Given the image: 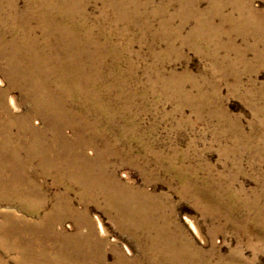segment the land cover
Here are the masks:
<instances>
[{"label": "rangeland", "instance_id": "rangeland-1", "mask_svg": "<svg viewBox=\"0 0 264 264\" xmlns=\"http://www.w3.org/2000/svg\"><path fill=\"white\" fill-rule=\"evenodd\" d=\"M7 1L0 0L2 17L42 14L34 0ZM68 1L72 11L87 14L91 27L98 25L95 34L104 30L97 41L101 48L82 44L58 48L61 42L54 44L55 34L49 47L38 44L33 54L28 53L30 57L41 53L40 62L48 63L53 80L44 79L45 92L63 104L64 116L49 118L38 111L30 79L23 82L4 74L1 68L6 63L0 59V133L15 138L3 146L6 154L0 157V180L8 197L0 203V220L1 213L8 215L4 242L9 250L0 252V263L168 264L166 258L173 255L153 251L158 246L153 235L116 221L102 187L108 178L130 191L144 188L164 204L173 221L166 225L173 233L172 246L191 252L187 258L178 257L181 263L174 258L175 264H264V0ZM193 3L198 11L211 14L182 10L189 11ZM206 18L213 26L210 30L219 29L221 35L205 46L194 40L185 43L198 20ZM39 23L38 19L32 23L38 39L46 34ZM75 32L68 35L80 34ZM19 34L10 33L7 40ZM107 37L112 45L104 46ZM76 38L84 42L81 34ZM70 50L82 71L76 82L78 94L74 91L77 100L56 78L70 69L72 61L65 58L72 55ZM21 52L20 56H29ZM55 53L67 61L55 60ZM32 60L21 65L40 76L43 66L33 61L31 67ZM66 78L71 81L74 76ZM6 99L15 100L21 109L13 110ZM26 117H31L25 123L36 129L39 142L23 131L20 122ZM16 120L18 125L11 123ZM48 141L67 145L69 165L52 156L39 159V143L46 146ZM87 159L98 161L96 170L80 166ZM37 202H42V210L33 216L26 205ZM54 217L57 223L50 230L47 223ZM40 243L46 247L45 255H39ZM25 249L26 254H20Z\"/></svg>", "mask_w": 264, "mask_h": 264}, {"label": "bare ground", "instance_id": "bare-ground-1", "mask_svg": "<svg viewBox=\"0 0 264 264\" xmlns=\"http://www.w3.org/2000/svg\"><path fill=\"white\" fill-rule=\"evenodd\" d=\"M9 1V0H8ZM7 1V2H8ZM36 3L39 4L40 6V10L42 12V14H35L37 15V17L35 18L33 15H20L22 18H20L18 16V14H6V17L5 14L4 16L2 17V14H0V47H2L1 49V52H0V59L5 61V65L6 67H2V72L5 74V73H8V75H12L15 76L16 78H18V81H23L26 80V79H30V84L28 83V85L30 86V88L33 89V100H34V103L35 106L37 107L38 106V111L42 112V113H47L48 114V117L50 115H53L54 117L53 118H59L60 116H64L65 114V108H63V104H61V102H59V99H57L51 92H45V89L44 88V79H52V75L51 74V70H49V65L47 66L48 63H46V65H44L43 63L40 62L39 60V56H42L41 53H38L36 54L35 56L33 55L32 57L31 54L34 53V48L38 45V44H44L45 47H49L50 45H48V43L51 41V38L54 37L55 34H60V35H56L55 39L53 40L54 41V44L58 43V42H61L57 44V47L58 48H67L68 50V47H72V48H69V49H73V48H77V46L79 47V45H83L84 47H88V46H93L94 48V45L97 46V49L101 48V45H98L97 41H98V36L102 35L104 30L102 31H99L97 32V34H95L94 31V28L97 27L95 25V27H91L89 25V20H88V16L87 14H80L78 12V14L76 13L75 10L72 11V8L70 9V5L69 4V1L67 2V0H61L62 4L57 2V1H60V0H34ZM13 2V0H12ZM33 2V1H32ZM121 2V1H120ZM195 2V1H194ZM11 3V2H10ZM111 3V2H110ZM153 3V1H152ZM224 3V2H223ZM119 4V3H118ZM126 4V3H125ZM137 4V3H136ZM148 4V3H146ZM236 4V3H235ZM9 5V4H8ZM74 5V4H72ZM122 5V4H120ZM168 5V4H167ZM182 5V3H181ZM77 6V5H76ZM150 6V5H149ZM9 7V6H8ZM126 7V6H125ZM189 7V6H188ZM198 7V4L197 3H193V5L191 6V9L188 11L187 7L186 8H183L182 10H186V13L187 14H211V11H208V13H203V12H200V10L198 11L197 9ZM122 9H124L123 6H121ZM238 8V7H237ZM9 9V8H8ZM14 9V7H13ZM148 9V8H147ZM165 9V8H163ZM247 9V8H246ZM6 10V9H5ZM11 10V9H10ZM180 10V12L182 11ZM241 10V9H240ZM2 11V10H1ZM79 11V10H78ZM202 11V10H201ZM158 12V11H157ZM183 12V11H182ZM181 12V13H182ZM241 12V11H240ZM12 13V11H11ZM137 13V11H136ZM152 13V12H151ZM178 13V12H177ZM222 13V12H221ZM126 14V13H125ZM160 14V13H159ZM164 14V13H163ZM166 14V13H165ZM183 14V13H182ZM251 14V13H250ZM183 16V15H182ZM131 17V16H130ZM153 18V17H152ZM155 18V17H154ZM172 18V17H171ZM211 18V17H210ZM36 19H38V22L39 25L37 26L38 28L41 29V31H45L43 34L44 37H41V38H37L36 36H34V33H33V21ZM118 19H120L118 17ZM204 19V17H203ZM107 20V19H106ZM110 20V19H109ZM115 20V19H114ZM113 20V21H114ZM170 20V19H169ZM187 20V19H186ZM108 21V20H107ZM125 21V20H124ZM130 21V20H129ZM165 21V20H164ZM163 21V22H164ZM184 21V20H183ZM173 22V21H172ZM188 22V20H187ZM246 22V21H245ZM135 23V22H134ZM251 23V22H250ZM38 24V23H37ZM105 24V23H103ZM114 24V23H113ZM112 24V25H113ZM133 24V23H132ZM138 24V23H137ZM117 25V24H116ZM128 25V24H127ZM101 26V24H100ZM148 26V25H147ZM184 26V25H183ZM194 27V26H193ZM213 28V26L211 25V22L208 18H206V20L204 21H201L200 19L198 20V22L196 23V26L195 28L193 29L192 32H190L189 34V37L187 38H184V42L185 43H189L190 41L194 40L197 41V42H202L203 43V46L205 45H209L211 44L213 38H215V36H219L221 35L220 33V30L219 29H212L210 30V28ZM220 27V26H219ZM244 27V26H243ZM36 28V27H35ZM172 28V26H171ZM183 28V27H182ZM180 28V30L182 29ZM207 28H209L210 32L207 31ZM96 29V28H95ZM168 29V28H167ZM166 29V30H167ZM174 29V28H173ZM71 30H76V34L77 33H80L81 36H83L82 39H84V42L83 43H80L79 39H77L76 37L80 34H78L77 36H75V34H72V35H68L69 33L71 34ZM148 30V29H147ZM169 30V29H168ZM37 31V30H36ZM35 31V33H36ZM174 31V30H173ZM179 31V30H178ZM262 31V30H260ZM22 33V35H18V36H15L14 38L12 39H8L7 40V36H9L10 33ZM69 32V33H68ZM149 32V31H148ZM207 32H209L207 34ZM263 32V31H262ZM110 34V32H108ZM151 33V32H150ZM153 33V32H152ZM249 33V32H248ZM42 34V36H43ZM156 34V33H155ZM39 35V34H38ZM114 35V34H113ZM246 36V35H245ZM258 36V35H257ZM12 37V36H11ZM89 37V39H88ZM102 37V36H101ZM263 37V36H262ZM108 38V41L104 42V46H108V43L110 42V39L109 37ZM180 39V38H179ZM102 40V39H101ZM105 41V40H104ZM143 41V40H141ZM183 41H181L183 43ZM220 41V40H219ZM261 41V40H260ZM214 42V41H213ZM103 43V42H102ZM192 43V42H191ZM52 44V43H51ZM132 44V43H131ZM184 44V43H183ZM6 45H8L9 47H7ZM43 45V46H44ZM110 45H112V43L110 42ZM115 45V44H114ZM61 46V47H60ZM103 46V47H104ZM13 47H15V51L13 50ZM19 47H22V48H19ZM24 47L26 49H24ZM53 47V46H52ZM55 47V46H54ZM82 46H80L81 48ZM111 47V46H110ZM116 47V46H115ZM8 48H11V53L9 52L10 50ZM37 48V47H36ZM41 48V47H40ZM57 48V49H58ZM89 48V47H88ZM87 48V49H88ZM106 48V47H105ZM175 48V47H174ZM38 49V48H37ZM52 49V48H51ZM111 49V48H109ZM116 49V48H115ZM114 49V53L116 50ZM120 49V48H119ZM22 50L21 53H23V51H25L27 54L31 52V54H28L29 56L27 57V55L25 54V56H20L19 55V51ZM54 50V48L52 49ZM56 50V49H55ZM113 50V49H112ZM123 50V49H122ZM58 51V50H57ZM60 51V50H59ZM63 51V50H62ZM76 51V50H75ZM78 51V50H77ZM92 51V50H91ZM101 51V50H100ZM107 51V50H106ZM43 52V51H42ZM48 52V51H47ZM96 52V51H95ZM111 52V51H110ZM118 52V51H117ZM75 52H71L70 50V54H74ZM83 53V52H82ZM89 53V52H88ZM98 53V51H97ZM158 53V52H157ZM53 54V53H52ZM77 54V53H76ZM91 54V53H90ZM101 54V53H100ZM100 54L97 55V60H99L100 62L101 59H102V55L100 57ZM107 54V53H106ZM110 54V53H109ZM50 55V54H49ZM61 54H58V53H55V55H53V58L55 60H57L58 58H64L63 56H60ZM65 55V54H64ZM72 55H68L67 54V57L65 56L66 59H70L72 62H71V66L69 67L70 69L66 72V71H60L59 73V76H56V78H61V81H60V84H62L61 86H63V88H70V94L73 98L76 99V95L74 93V91H76L78 88L76 87V82H77V78L80 76V73L82 71L80 66L77 65V56L74 54V56ZM104 55V54H103ZM122 55V54H121ZM76 56V57H75ZM78 56H82L81 54L79 55L78 53ZM105 56V55H104ZM109 56V55H108ZM119 56V55H118ZM116 56V57H118ZM168 56V55H167ZM79 57V58H80ZM89 57V56H88ZM92 57V56H91ZM90 57V58H91ZM34 59L32 60L31 63L32 66L31 67H34L35 63H40L42 64V69H41V73L39 74L40 76H38V73H35L32 74L31 70L32 69H27L29 71H26L25 68L21 65L22 62H25L26 60L28 59ZM38 58V59H37ZM44 58V57H43ZM65 58H64V61H65ZM84 58V57H83ZM131 58V57H130ZM75 59H77L76 61V64L73 62ZM89 59V58H88ZM35 63H34V62ZM43 61V60H42ZM52 61V60H51ZM54 61V60H53ZM67 61V60H66ZM65 61V62H66ZM117 62V61H116ZM26 63V62H25ZM51 63V62H50ZM62 63V62H61ZM64 63V62H63ZM30 64V63H29ZM52 65V64H51ZM50 65V66H51ZM59 65V64H58ZM62 65V64H61ZM64 65V64H63ZM116 65V63H115ZM53 66V65H52ZM118 66V65H117ZM40 67V66H39ZM39 67H35L36 69L39 68ZM55 67V66H54ZM53 67V68H54ZM57 67V66H56ZM27 68V67H26ZM52 68V69H53ZM60 69V68H59ZM58 69V70H59ZM65 69V68H64ZM80 69V70H79ZM34 70V69H33ZM38 70V69H37ZM36 70V71H37ZM108 70V69H107ZM119 70V69H118ZM35 71V70H34ZM56 71V70H54ZM97 71V70H96ZM95 71V73H96ZM158 71V70H157ZM59 72V71H58ZM100 73V71H99ZM101 74V73H100ZM58 75V74H57ZM72 75L74 76V78L68 80V78H66L67 76H71ZM120 75V74H119ZM43 76H47V77H43ZM121 76V75H120ZM130 76V75H129ZM102 77V75H101ZM178 77V76H177ZM55 78V77H54ZM55 78V80H56ZM37 80H39L38 82H36ZM53 80V79H52ZM75 82H73V81ZM79 80V79H78ZM84 80V79H83ZM163 80V79H162ZM169 80V79H168ZM12 81V80H11ZM27 80V82H29ZM50 81V80H49ZM6 82V81H5ZM24 82V81H23ZM40 82V83H39ZM46 82V81H45ZM9 83H12V82H9ZM3 84V80L2 78H0V85ZM26 84V83H25ZM51 84V83H50ZM170 84V83H169ZM17 85V84H16ZM20 86V85H19ZM27 86V85H25ZM49 86V85H48ZM80 86V84H79ZM182 86V85H181ZM16 87V86H15ZM59 87V86H58ZM81 87V86H80ZM3 88V87H2ZM11 88V87H10ZM49 88V87H48ZM77 88V89H75ZM12 89V88H11ZM178 89V88H177ZM3 90V89H2ZM28 90V89H27ZM26 90V91H27ZM38 90V92H37ZM85 90V89H84ZM1 91V90H0ZM25 91V90H23ZM30 91V89H29ZM5 92V91H4ZM77 94H78V91H76ZM82 92V91H81ZM183 92V91H182ZM7 93V91H6ZM22 93V92H21ZM28 94V93H27ZM88 94V93H87ZM6 95V94H5ZM184 95V94H183ZM81 97V96H80ZM87 97V96H86ZM89 97H92V96H89ZM94 97V96H93ZM97 97V96H96ZM4 98V96H3ZM59 98V97H58ZM8 99V97H7ZM6 99V100H7ZM88 99V98H86ZM93 99V98H92ZM97 99V98H96ZM100 99V98H99ZM77 100V99H76ZM90 100V99H89ZM32 101V100H31ZM92 101V100H91ZM97 101V100H96ZM99 101V100H98ZM2 102V101H1ZM6 102V101H4ZM120 102V101H119ZM7 103L8 105H11L12 109L13 110H20V106L18 105V103L11 99L10 102H8L7 100ZM89 103V102H88ZM93 103V102H92ZM100 103V102H99ZM26 104V103H25ZM94 104V103H93ZM6 107V106H5ZM10 108V107H9ZM34 108V107H33ZM95 108V107H94ZM31 109V108H30ZM42 109H44L45 111H42ZM68 109V108H67ZM96 109V108H95ZM70 110V109H69ZM1 111V110H0ZM33 111V110H32ZM36 111V110H35ZM5 112V111H4ZM18 112V111H17ZM99 113V112H98ZM8 114V113H7ZM10 115V114H9ZM4 116V115H3ZM45 116V115H44ZM100 116V115H99ZM10 117V116H9ZM20 118V117H19ZM18 118V119H19ZM27 119L20 122V124H22V127H23V131H25L27 134H30L32 137H33V140L31 138V141L32 142H37L38 140V136L36 135L35 131L36 129H34L33 127H31L29 125V123H25V122H29L28 120H31L29 117H26ZM50 118V117H49ZM61 118V117H60ZM59 118V119H60ZM72 118V117H71ZM75 118V117H74ZM44 120V119H43ZM46 120V119H45ZM50 120V119H49ZM56 121L58 119H55ZM54 120V121H55ZM6 121V120H5ZM20 121V119H19ZM52 121V120H51ZM68 121V120H67ZM74 121V120H73ZM18 123V120L15 121H11V123ZM31 122V121H30ZM16 124L15 126L13 127H16ZM60 124V123H59ZM129 124V123H128ZM3 125V124H2ZM7 124H5V127H6ZM18 125V124H17ZM29 125V126H28ZM55 125V124H54ZM79 125V124H78ZM11 126V125H10ZM9 127V125H8ZM19 127V126H17ZM52 126H50L48 129H51ZM5 130V129H4ZM51 131V130H50ZM9 133V132H7ZM5 132V136H2V134L0 133V157H2L3 154H6L3 152V149L6 144H11L12 142H10V138L14 141L15 138H13L12 135H10V137H6V134ZM52 133V132H51ZM25 136V135H24ZM6 137V138H5ZM60 137V136H59ZM58 137V138H59ZM30 138V137H29ZM28 138V140H29ZM49 138V137H48ZM47 138V139H48ZM60 140V139H58ZM39 142V141H38ZM42 144L39 143V148H38V154L37 155H40L39 156V159L41 158H44L46 157L47 160H49L48 156H52L54 157L53 159H56V160H61L63 164V166L65 165H69L67 163H70L69 160H66L68 159V154H67V151H68V148L66 147L67 145H62V144H57L55 142H52V141H48V143L46 144V146H41ZM4 146V147H3ZM78 147V148H77ZM76 149L78 151H81L79 148L80 146H77ZM55 149H57V151L55 152ZM6 150V149H5ZM41 150V152H40ZM7 151V150H6ZM110 151V150H109ZM104 155V154H103ZM4 156V155H3ZM106 156V155H105ZM5 157V156H4ZM64 158V159H63ZM66 158V159H65ZM103 158V157H102ZM3 159V158H2ZM105 160V158H104ZM39 161V160H38ZM101 161V160H99ZM41 162V161H40ZM82 162V161H81ZM88 162V163H87ZM96 162L98 161H90L89 162V159H87L86 162H82L80 163L82 167H84L85 169H87L88 171L90 169H93V170H96ZM48 163V162H47ZM41 164V163H40ZM104 164V163H103ZM161 164V163H160ZM46 165V163H45ZM100 165V164H99ZM47 166V165H46ZM49 166H52L53 165H49ZM52 167H49L50 169ZM57 168V166H55V169ZM170 168V167H169ZM64 171L66 170L65 168H63ZM103 169V168H102ZM101 169V174H103V171ZM105 170V169H104ZM110 171V170H109ZM2 173V170L0 169V174ZM113 174V173H112ZM107 176V175H106ZM110 176V175H109ZM113 177V176H112ZM114 178V177H113ZM1 179V178H0ZM105 185L103 184L102 187L103 189L105 190L104 193H105V196L106 197V201L108 202V208H111V211L113 210L116 214V221L118 222H122L123 223H126L127 225H130V226H133V227H142V229H145L146 231V235L148 236H151L153 235L154 237V241H156V244L158 245L157 247H153V251H159L161 252L162 254H168V255H173V257L176 259V261H180V263L182 262V260H179L178 257H185L187 258L188 255H191V252L190 250L188 249L186 252H183L181 249H176L172 246V236L171 233L168 231V226H166L167 224L173 222V221H170L169 220V217H168V214H165V206L163 203H161L160 201H158V198L155 199L154 197H152V195L150 193H148L146 190H144V188L142 190H134V191H130L128 190L127 188L123 187L122 185H120L119 183L114 182L113 181H110V179L106 181ZM121 183V182H120ZM5 186L3 184V182L0 180V203H3V202H6L8 200V197L7 195L5 194ZM129 188V187H128ZM204 188V187H203ZM27 194V193H26ZM21 197V196H20ZM159 197V196H158ZM30 198V197H28ZM94 199V198H93ZM92 199V200H93ZM30 200V199H29ZM88 201V200H87ZM31 202V201H30ZM42 202L38 204V202L36 204H28L26 205V210L28 211V213H31L33 216L40 213L41 212V208H42ZM216 204V203H215ZM222 206V205H221ZM71 209L72 208H68L69 212L71 213ZM55 211V210H53ZM167 211V209H166ZM234 211V210H233ZM113 212V213H114ZM169 212V211H168ZM173 212V211H171ZM51 213V212H50ZM73 213V212H72ZM84 213V212H83ZM2 214V220H0V252L1 254H5L6 251H9L8 250V247H7V244L6 242H4V236H5V232H6V223H7V219L5 218V216L7 215H4L3 213ZM9 214V213H8ZM54 214H56L54 212ZM77 214V213H76ZM86 214V213H85ZM172 214V213H171ZM30 215V214H29ZM48 215V214H47ZM51 215V214H50ZM53 215V214H52ZM84 215V214H83ZM87 215V214H86ZM8 216V215H7ZM46 216V215H45ZM44 216V217H45ZM115 216V215H113ZM12 217V216H11ZM21 217V216H20ZM43 217V216H42ZM8 218V217H7ZM26 218V217H25ZM24 218V220H25ZM53 218V216H52ZM114 218V217H113ZM22 219V218H21ZM46 219V218H45ZM27 220V218H26ZM50 220L52 221L51 223H47L48 226L47 227H51L49 228L50 230H52L53 228V223L56 224V217H54V219L52 220L50 218ZM49 220V221H50ZM173 220V218H172ZM23 221V220H22ZM29 221V220H28ZM37 221V220H35ZM47 221V220H46ZM45 221V222H46ZM21 222V221H20ZM24 222V221H23ZM22 222V223H23ZM42 223H45L43 221H41ZM56 222V223H55ZM29 223V222H28ZM33 223V222H32ZM88 224V223H87ZM28 225V224H27ZM39 225V224H37ZM44 225V224H43ZM89 225V224H88ZM118 225V224H117ZM170 225V224H169ZM39 227V226H38ZM37 227V228H38ZM103 228V227H102ZM48 229L49 233H50V230ZM103 230V229H102ZM101 230V231H102ZM170 230V229H169ZM30 231V230H29ZM34 231V230H33ZM104 231V230H103ZM35 232V231H34ZM42 232V231H41ZM47 233V232H46ZM59 233V231H58ZM62 233V232H61ZM92 233V232H91ZM94 233V232H93ZM54 234V233H53ZM47 236V235H46ZM82 236V234H81ZM91 236V235H90ZM31 237V236H30ZM50 237V236H49ZM52 237V236H51ZM88 237V236H87ZM94 237V236H93ZM188 237V236H187ZM32 238V237H31ZM91 238V237H89ZM33 239V238H32ZM38 239V238H37ZM53 239V238H52ZM60 239V238H59ZM76 239V238H75ZM80 239V238H79ZM86 239V238H85ZM178 239V238H177ZM57 240V239H56ZM63 240V239H62ZM67 240V239H66ZM69 240V239H68ZM91 240V239H90ZM39 241V240H37ZM43 241V240H42ZM45 241V240H44ZM81 241V240H80ZM18 242V241H17ZM36 242V240H35ZM75 242V241H74ZM86 242V241H85ZM91 242V241H90ZM95 242V241H94ZM79 243V241H78ZM83 243V242H82ZM88 243V242H87ZM86 243V244H87ZM104 243V242H103ZM177 243V242H176ZM12 244V243H11ZM14 244V243H13ZM17 244V243H16ZM31 244V243H30ZM45 244V243H44ZM69 244V243H68ZM81 244V243H80ZM155 244V242H154ZM34 245V244H33ZM42 246V248H40V251H39V255H45L47 252L46 250V247L44 248L41 243L39 244ZM77 245V244H76ZM83 245V244H82ZM97 245V244H96ZM102 245V244H101ZM107 245V243H106ZM16 246V245H15ZM18 246V245H17ZM63 246V245H62ZM68 246V245H67ZM90 246V245H89ZM99 246V245H98ZM103 246V245H102ZM186 246V245H185ZM184 246V247H185ZM20 247V246H19ZM17 247V248H19ZM27 247V246H26ZM31 247V246H30ZM64 247V246H63ZM77 247V246H76ZM34 248V246H33ZM57 248V247H55ZM54 248V249H55ZM59 248V247H58ZM96 248V247H95ZM152 248V247H151ZM182 248V247H181ZM187 248V247H186ZM15 249V248H14ZM38 249V248H37ZM61 249V248H60ZM63 249V248H62ZM79 249V248H78ZM77 249V250H78ZM150 249V248H149ZM11 250V249H10ZM51 250V249H50ZM81 250V249H80ZM89 250V249H88ZM97 250V249H96ZM105 250V249H104ZM115 250V249H114ZM147 250V249H146ZM22 251H27L26 249L25 250H21L20 251V254H22ZM49 251V250H48ZM68 251V250H67ZM95 251V250H94ZM56 252L58 251H55L53 252L54 255L56 256ZM69 252V251H68ZM86 252V251H85ZM105 252V251H104ZM9 253V252H8ZM28 253V252H27ZM35 253V252H34ZM37 253V252H36ZM81 253V252H80ZM79 253V254H80ZM91 253V252H90ZM102 253V252H101ZM26 254V253H25ZM31 254V253H30ZM66 254V253H65ZM78 254V253H77ZM96 254V253H95ZM48 255V254H47ZM60 255V254H59ZM74 255V254H73ZM88 255V254H87ZM22 256V255H21ZM28 256V255H27ZM34 256V255H33ZM53 256V255H52ZM78 256V255H77ZM105 256V255H104ZM199 256V255H198ZM23 257V256H22ZM26 257V256H25ZM30 257V256H29ZM46 257V256H45ZM49 257V256H48ZM58 257V256H57ZM76 257V256H75ZM80 257V256H79ZM95 257V256H94ZM120 257V256H119ZM118 257V258H119ZM40 258V257H39ZM56 258V257H55ZM61 258V257H60ZM99 258V257H98ZM106 258V257H105ZM35 259V257H34ZM90 259V258H89ZM23 260V259H22ZM44 260V259H43ZM59 260V259H58ZM64 260V259H63ZM74 260V259H73ZM120 260V259H119ZM21 261V260H20ZM40 261V260H39ZM51 261V260H50ZM65 261V260H64ZM80 261V260H79ZM93 261V260H92ZM95 261V260H94ZM77 262V261H76ZM84 262V261H83ZM186 262V261H185ZM22 263V262H21ZM37 263V262H36ZM56 264L58 262H55ZM63 263V262H62ZM123 263V262H122ZM177 263V262H176ZM2 264V261L1 263ZM28 264V263H26ZM35 264V263H34ZM73 264H77V263H73ZM78 264H81L80 262ZM100 264V263H99Z\"/></svg>", "mask_w": 264, "mask_h": 264}, {"label": "crops", "instance_id": "crops-1", "mask_svg": "<svg viewBox=\"0 0 264 264\" xmlns=\"http://www.w3.org/2000/svg\"><path fill=\"white\" fill-rule=\"evenodd\" d=\"M173 259H174V258L167 257V258H166V263H168V264H170V263L175 264V261H174Z\"/></svg>", "mask_w": 264, "mask_h": 264}]
</instances>
